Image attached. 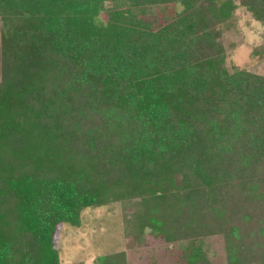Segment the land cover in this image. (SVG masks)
Here are the masks:
<instances>
[{"label":"trees","instance_id":"trees-1","mask_svg":"<svg viewBox=\"0 0 264 264\" xmlns=\"http://www.w3.org/2000/svg\"><path fill=\"white\" fill-rule=\"evenodd\" d=\"M237 6L264 26V0ZM233 9L0 0V264H60L59 226L115 202L139 245L184 243L181 264H213V236L222 264H264V75L225 65Z\"/></svg>","mask_w":264,"mask_h":264},{"label":"rangeland","instance_id":"rangeland-1","mask_svg":"<svg viewBox=\"0 0 264 264\" xmlns=\"http://www.w3.org/2000/svg\"><path fill=\"white\" fill-rule=\"evenodd\" d=\"M232 3L233 26L222 35L226 50L225 65L228 69L240 68L264 75V60L251 55V50L264 42V26L254 22L248 13L237 6V0H232ZM144 10L167 18L179 12L181 5H153ZM137 236V218L132 203L115 202L82 210L77 227L60 225L55 246L60 264H90L96 256L119 251L125 253L126 264L182 263L184 243L162 244L147 237L144 244L139 245ZM202 244L213 264L224 262L220 237H209Z\"/></svg>","mask_w":264,"mask_h":264}]
</instances>
